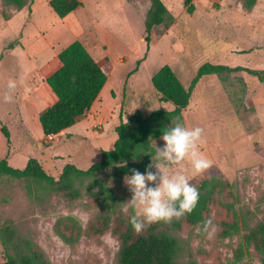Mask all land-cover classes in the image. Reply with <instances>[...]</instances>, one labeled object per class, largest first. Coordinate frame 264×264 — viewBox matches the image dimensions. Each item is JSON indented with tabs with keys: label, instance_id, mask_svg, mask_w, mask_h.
<instances>
[{
	"label": "rangeland",
	"instance_id": "374dc122",
	"mask_svg": "<svg viewBox=\"0 0 264 264\" xmlns=\"http://www.w3.org/2000/svg\"><path fill=\"white\" fill-rule=\"evenodd\" d=\"M84 1V8L67 20L83 22L77 36L108 74V82L81 123L87 128L81 133L84 138L76 137L63 146L56 139L50 144L45 140L40 142L37 113L44 106L36 111L39 133L32 128V135L27 139V132L21 127V112L26 111V103L34 110L31 105L35 104L34 94L28 84L34 72L30 75L28 70L35 67L28 57L20 54L22 49L29 57L34 55L23 44L32 36L33 41L40 40L38 34L45 31L41 37L47 40V31L68 35L69 28L59 22L62 19L51 9L50 0H39L37 7L33 4L21 11L6 7L0 1V159L10 153V166L24 169L40 153L60 155L67 160L66 151L81 149L84 157L77 167L87 170L100 161L102 150L113 149L117 139L114 130L121 117L127 122L137 111L149 115L158 109H174L171 103L161 101L152 85L153 75L162 67L170 66L187 89L198 68L206 63L260 71L259 76L246 72L206 76L192 89L190 104L183 111L185 127L203 129L199 150L212 161L209 169L213 174L229 187L211 207L210 219L216 226L214 235L208 238L201 224L186 227L181 237L187 249L184 264H235L241 247L244 253L239 264H263L254 248L247 250L245 236L264 222V0L209 3L194 0L191 15L184 8L185 0H163L173 21L169 29H154L150 43L146 41L144 23L150 0ZM253 2L254 6L249 9ZM229 3L233 5L232 10L226 6ZM4 15L10 19H4ZM13 49L20 54H15ZM40 55L36 57L39 65L47 57V54ZM10 80L15 82V88L8 86ZM6 96L10 101L5 100ZM5 130L9 140L2 133ZM164 143L158 148L162 149ZM65 160L60 159L56 162L59 165H55L52 159H45L44 169L58 180L62 170L59 166ZM160 164L166 174L183 172L193 185L199 184L208 170L194 173L187 160L181 165H168L163 160ZM152 172L157 173V168ZM148 186L155 185L149 182ZM123 188L127 192L119 191L118 195L129 192L125 197L131 200L133 193L125 181ZM87 204V200L70 204L48 191L44 184L39 186L3 176L0 178V235L6 227L15 226L40 247L50 264H117L120 242L111 231L101 237H83L75 246L65 244L57 235L55 226L61 218H75L84 228L95 219L99 209H89ZM232 224L235 228L230 235H224L223 230ZM11 255L12 250L3 246L0 237V263Z\"/></svg>",
	"mask_w": 264,
	"mask_h": 264
},
{
	"label": "trees",
	"instance_id": "16d2710c",
	"mask_svg": "<svg viewBox=\"0 0 264 264\" xmlns=\"http://www.w3.org/2000/svg\"><path fill=\"white\" fill-rule=\"evenodd\" d=\"M6 7L21 11L31 6L35 0H0ZM151 7L145 18L146 41L151 42L154 29H169L173 21L170 11L163 0H150ZM55 14L64 19L83 4L79 0H51L49 3ZM254 2L249 4L252 9ZM184 8L188 15L193 14L194 0H185ZM4 19H10L4 15ZM61 67L54 72L47 83L57 96V102L40 114V124L44 135H57L84 119L94 102L103 91L108 76L81 41H75L58 56ZM246 72L259 76L260 71L243 67L231 68L223 65L203 64L197 70L190 89H187L175 71L168 65L153 75L151 81L162 102L171 103V111L154 110L149 115L137 111L127 122L122 117L114 132L117 135L114 147L101 152V159L87 170L68 164L62 170L58 180L48 174L36 159H30L24 169L10 166L8 159H0V178L3 176L35 182L52 194L62 197L73 204L87 200V208H97L99 213L86 228L75 218H61L55 231L67 245H77L83 237L96 238L111 231L120 242L117 264H184L186 245L181 237L186 227L204 225L210 219L211 207L227 193L229 185L216 177L208 169L197 185L199 202L193 212L171 222H158L146 225L140 233L134 231L130 219L134 215L129 205L128 213L122 208L127 203L125 196L118 195L123 188L124 177L132 175L131 169L141 174L152 172L161 160L155 159L161 136L165 129L176 123L185 126L183 111L189 106L192 89L206 76L223 73ZM7 140L9 133L2 132ZM10 143V142H9ZM149 165H153L149 169ZM38 197V196H37ZM117 212L119 214H117ZM121 214V215H120ZM232 224L223 230L230 235ZM4 233V234H3ZM0 235L3 246L12 250L13 255L0 264H50L45 253L33 240L27 239L15 226H8ZM247 250L254 248L264 264V222L247 232L245 236ZM243 247L236 255L235 264L243 256ZM231 264V263H220Z\"/></svg>",
	"mask_w": 264,
	"mask_h": 264
},
{
	"label": "clouds",
	"instance_id": "9594fccd",
	"mask_svg": "<svg viewBox=\"0 0 264 264\" xmlns=\"http://www.w3.org/2000/svg\"><path fill=\"white\" fill-rule=\"evenodd\" d=\"M8 86L15 88L16 85L10 80ZM10 99L8 96L5 97L6 101ZM202 136V128L189 129L176 123L163 131L161 139L165 142L164 147L157 148L155 159L166 161L168 165H181L187 160L194 173H203L212 166V161L199 150ZM151 167L153 165H149V169ZM155 167L157 168L155 174L150 170L146 174H141L136 169H131L132 175L124 177L133 196L122 211L128 213L129 205L135 209L130 223L137 233L142 232L146 225L179 219L193 212L199 202V190L190 183L183 172L166 174L161 164H156ZM158 179L159 183H156ZM149 182L155 186L149 187ZM209 227L212 229L210 232ZM203 231L208 234V238L214 235L216 226L211 219L204 222Z\"/></svg>",
	"mask_w": 264,
	"mask_h": 264
},
{
	"label": "crops",
	"instance_id": "0c3cea01",
	"mask_svg": "<svg viewBox=\"0 0 264 264\" xmlns=\"http://www.w3.org/2000/svg\"><path fill=\"white\" fill-rule=\"evenodd\" d=\"M79 1L83 4V6L81 8H79L78 10H76L75 12H73L72 14L67 16L66 18L59 20V22H61L62 24H65L66 27L69 28L68 30L70 31L71 34L69 33L68 35H63V32L61 34L59 31H57L56 33H49V31H47L49 34L48 35L49 38L47 40H44L41 36L43 35V33L45 31H42L38 34L40 37L39 38L40 40L36 39L33 41L32 40L33 36H32L31 40L28 43L27 42L24 43V41H23L24 46L26 45V47H27V51H29V52L32 51V54L34 53V55L32 57H29L28 54H25L24 50H22L21 48H19L22 51L21 54L15 49L12 50L15 54L19 53L22 57H26V58L28 57L29 62H31L33 64V67H35L34 69L31 68L30 70H28L30 72V75H31V72H34V76L30 77L28 80V84L31 85L32 92L34 94L33 101L35 104H31V105H34V106H32V108H34V110H31V107H28L29 104L26 103V107L24 108V110H26V111L24 113L21 112V118H22L21 127H22L24 133L27 132L26 133L28 135L27 139H29L30 134L32 135V128L35 129L36 133L37 132L39 133V131H40L38 123H37V121H35L37 119L36 118V111H38L37 110L38 107L44 106L43 111H39L37 113L38 120H39L40 114L42 112H44L45 110H47L49 107L53 106L58 100L57 96L53 93L51 87L47 83V79L61 67V63H60L59 58H58L59 54L64 49H66L68 46H70L72 43H74L75 41H81L78 38L77 33L81 29V27L84 25L83 22L81 21V24H80L79 21H68L67 20L68 17H70L74 13H77L80 9L84 8V6L86 4L85 1L84 0H79ZM211 1L216 2L217 0H195V3L196 2L209 3ZM34 2L35 3H33V4H35V6L37 7V3L39 2V0H35ZM43 2H44V0H43ZM226 6H227V8H229V10H232V8H231L233 6L232 3H229ZM223 9H224V7L221 6V11ZM207 11H209V8H207ZM59 19H61V18H59ZM54 20L58 22L57 19L54 18ZM19 22L21 23V21H19ZM20 23L17 27L20 26ZM54 46H55V48H54ZM36 51H37V53H36ZM243 52L244 51H241V54H244ZM40 54H47V57L42 59L41 65L36 64V61H37L36 57L41 56ZM52 67H53V69H51ZM25 79H27V78H25ZM29 98L31 99V97H29ZM97 100L94 102V104L97 102ZM94 104H93V106H94ZM93 106H92V108H93ZM92 108H91V110H92ZM23 114H26V115L23 116ZM83 120L84 119H79L74 126H72L68 129L62 131L61 133L57 134V137L55 139L61 140V142H59L58 145H62V146L68 145V144L72 143V141L75 140L76 137L84 138L85 135H83L81 133H84V131H87V128H83L81 126V123L83 122ZM39 122H40V120H39ZM40 126H41V124H40ZM40 133L42 135L41 140H40V142H41L44 140V136H45L43 133L42 127H41ZM27 139H24V140L26 141ZM80 151H81V149L80 150L77 149V151H74V152L66 151L65 154H66L67 160L63 159L64 157H62L60 155L55 156V155L49 154V156H47L46 154H41V153L37 155L38 159H36V160H38L39 163L43 167H44L45 162H46L45 159H48V160L52 159V161H54L55 165H59V164H56V162L59 161L60 159H61V161L65 160L66 162L64 163V165L59 166L61 169H63L66 165L70 164L69 161H71V163L76 162V164H72V165H75L77 167L78 166L77 164L80 161H82V158L84 157V156H82V153H81L82 151L81 152ZM41 155H43L44 157ZM5 157L7 159L11 158L10 153H6Z\"/></svg>",
	"mask_w": 264,
	"mask_h": 264
},
{
	"label": "built area",
	"instance_id": "2783aa9c",
	"mask_svg": "<svg viewBox=\"0 0 264 264\" xmlns=\"http://www.w3.org/2000/svg\"><path fill=\"white\" fill-rule=\"evenodd\" d=\"M57 137V135H45L44 136V140L47 144H50L55 138ZM50 140V142H49Z\"/></svg>",
	"mask_w": 264,
	"mask_h": 264
}]
</instances>
